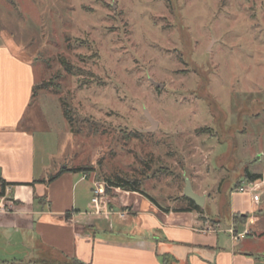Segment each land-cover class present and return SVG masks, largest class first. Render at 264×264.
Segmentation results:
<instances>
[{
	"label": "rangeland",
	"instance_id": "374dc122",
	"mask_svg": "<svg viewBox=\"0 0 264 264\" xmlns=\"http://www.w3.org/2000/svg\"><path fill=\"white\" fill-rule=\"evenodd\" d=\"M0 36L44 84L37 162L83 168L103 185L136 181L161 211L188 206V183L221 228L248 216L229 213L248 169L261 178L241 185L264 212V0H0ZM139 195L109 187L101 200L125 199L122 217ZM3 245L0 264L22 258Z\"/></svg>",
	"mask_w": 264,
	"mask_h": 264
},
{
	"label": "crops",
	"instance_id": "0c3cea01",
	"mask_svg": "<svg viewBox=\"0 0 264 264\" xmlns=\"http://www.w3.org/2000/svg\"><path fill=\"white\" fill-rule=\"evenodd\" d=\"M19 51L0 36V179L9 184L0 199V241L23 252L11 260L162 264L160 255H167L170 264H264V212L248 193L231 192L229 213L248 216L226 228L201 211L158 210L140 195L128 216L117 214L126 201L116 196L107 217L92 214L87 174L65 169L55 176L61 168L53 170L46 158L37 162L34 64Z\"/></svg>",
	"mask_w": 264,
	"mask_h": 264
},
{
	"label": "trees",
	"instance_id": "16d2710c",
	"mask_svg": "<svg viewBox=\"0 0 264 264\" xmlns=\"http://www.w3.org/2000/svg\"><path fill=\"white\" fill-rule=\"evenodd\" d=\"M64 67L66 70L70 71V66L67 63H64ZM41 86H44V84H38V85H34L33 89H32V97L34 98L36 96V89L37 88H41ZM67 171H72V172H83L85 171V169L83 168H79V167H74V168H68L66 169ZM65 171V169H60L59 173H57L55 176H58L60 174V172ZM54 178V177H53ZM261 178L260 174H256V173H251L248 171V169H244L243 171V179L241 178V181H239L234 187H239L241 186V183H245V184H251L257 180H259ZM9 184L3 180L0 179V196H4L5 193V189ZM109 187H118V188H122L126 191H130V192H135L140 194L141 196H144L145 198H147L151 203H153L155 206L159 207L157 201L149 196L145 191H143L140 188L139 183H137L136 181L133 182H123L121 179L116 178L115 180H111V179H107V183H104V192L109 190ZM187 201H188V206L185 208H180L177 209L176 211H197L200 212L202 211L201 208L190 198L184 197ZM240 215V214H239ZM160 259H161V263L162 264H170V262H172L170 259V257H168L167 255H160ZM70 262H67L65 264H84L83 262L71 258ZM19 262L21 260H4L1 262V264H14L15 262Z\"/></svg>",
	"mask_w": 264,
	"mask_h": 264
},
{
	"label": "built area",
	"instance_id": "2783aa9c",
	"mask_svg": "<svg viewBox=\"0 0 264 264\" xmlns=\"http://www.w3.org/2000/svg\"><path fill=\"white\" fill-rule=\"evenodd\" d=\"M254 189V188H253ZM250 189L249 190L244 187L240 186L238 188V191L240 193H251V201L254 205H258L259 203V194L255 192V190ZM92 196L90 198L91 204H92V210L91 213L95 215H103L104 217H107L109 215V209L106 207V205L103 203L101 200V196L104 194V185L101 183H96L93 182V187H92ZM0 199L3 200V196H0Z\"/></svg>",
	"mask_w": 264,
	"mask_h": 264
},
{
	"label": "water",
	"instance_id": "95a60500",
	"mask_svg": "<svg viewBox=\"0 0 264 264\" xmlns=\"http://www.w3.org/2000/svg\"><path fill=\"white\" fill-rule=\"evenodd\" d=\"M156 87H160L159 83L154 82ZM150 121V128L148 129L149 131H152L155 129L156 127V121H154L153 119H151L150 117L148 118ZM184 195L190 199H192L197 205H202L204 198L202 196L197 195L196 193H194L192 191V189L190 188V185L187 183L184 189Z\"/></svg>",
	"mask_w": 264,
	"mask_h": 264
}]
</instances>
